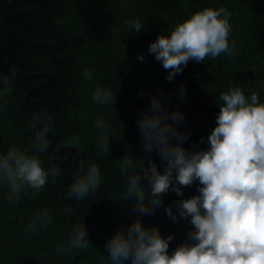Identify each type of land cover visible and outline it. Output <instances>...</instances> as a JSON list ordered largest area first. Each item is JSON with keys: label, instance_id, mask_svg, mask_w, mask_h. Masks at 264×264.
Wrapping results in <instances>:
<instances>
[{"label": "trees", "instance_id": "trees-1", "mask_svg": "<svg viewBox=\"0 0 264 264\" xmlns=\"http://www.w3.org/2000/svg\"><path fill=\"white\" fill-rule=\"evenodd\" d=\"M35 6L0 0V155L16 148L38 157L44 170L55 169L57 175H49L39 192L22 190L15 202L8 200L6 177L0 179V264H111L106 242L138 216L144 226L157 228L164 238L174 237L169 242L171 254L192 229L190 218L179 217L176 204L198 195L199 184L177 185L183 196L173 191L163 194L151 214L133 210L138 204L127 193L133 171L122 172L123 161L144 163L146 169L151 160L161 172L165 167L158 150L148 152L143 146L139 116L149 109L151 97L158 96L169 113H183L178 127L187 133L184 148L207 150V136L223 103L221 93L239 87L246 97L256 92L264 102V0H48L45 10L31 21L62 32L66 46L56 51L15 44L13 64L23 76L44 72L53 76V84L32 93L31 99L43 111V128L54 136L55 149L75 147L77 153L72 156L70 151L53 154L49 139L47 148L38 150L40 115L25 98L47 78L16 79L7 63V46L14 40L58 42L53 34L23 29L18 13ZM221 7L231 12L228 40L234 45L232 54L201 63L189 60L168 81V70L148 51L150 43L159 35H169L192 14ZM134 21L142 25L138 32ZM141 55L143 61L138 60ZM85 71L90 79L84 78ZM182 86L184 97L179 91ZM97 88L111 89L113 99L107 104L96 102ZM101 120L108 126L106 132L96 127ZM101 136L107 139L106 150L98 147ZM91 165L100 172L99 187L83 199L71 196L73 184ZM141 183L147 203L146 190L151 185L146 178ZM169 207L177 215L176 221L166 214ZM44 211L51 217L47 226L39 219ZM34 221L36 231L28 227ZM76 226L85 228L87 247H70Z\"/></svg>", "mask_w": 264, "mask_h": 264}, {"label": "clouds", "instance_id": "clouds-1", "mask_svg": "<svg viewBox=\"0 0 264 264\" xmlns=\"http://www.w3.org/2000/svg\"><path fill=\"white\" fill-rule=\"evenodd\" d=\"M230 16L224 7L205 8L176 25L169 35H159L150 43L148 51L168 70V81L181 73L189 60L201 63L206 58L232 54L234 45L228 40ZM133 25L137 32L142 29L139 21ZM138 60L143 61V55ZM84 78L90 79L91 74L85 71ZM179 91L181 97L186 95L183 86ZM93 99L109 103L113 99L111 89L97 88ZM219 99L223 103L216 125L207 136V150L189 151L183 146L187 133L178 127L183 113H169L160 97H151L149 109L139 116L138 127L145 149L158 150L165 167L161 172L149 160L144 169V163L125 159L122 172L133 171L128 177L127 193L138 204L134 211L151 214L161 204L163 194L173 191L183 196L177 185L198 182L199 194L176 204L179 217L190 218L192 229L187 240L169 254V242L174 237L164 238L157 228L144 226L138 216L126 230L118 229L106 242L111 264H125L128 260L130 264H264V102L256 92L246 97L239 87L221 93ZM96 127L104 132L108 128L102 120ZM48 131L43 128L36 136L40 151L47 148ZM97 144L106 150V137L98 138ZM138 167L142 171H137ZM49 175L55 177L56 170H44L34 155L16 148L0 155V179L6 177L10 202H15L26 188L39 192ZM143 178L151 185L150 191L146 190L147 203L141 189ZM99 184L100 172L91 165L73 184L70 195L83 199ZM165 211L173 221L177 220L171 207ZM39 219L43 226L51 222L47 211L40 213ZM28 227L36 231L35 221ZM88 244L85 228L74 227L70 247L79 249Z\"/></svg>", "mask_w": 264, "mask_h": 264}, {"label": "water", "instance_id": "water-1", "mask_svg": "<svg viewBox=\"0 0 264 264\" xmlns=\"http://www.w3.org/2000/svg\"><path fill=\"white\" fill-rule=\"evenodd\" d=\"M6 1L9 2L10 4H22V3H27V2L35 3L36 4L35 7L25 9V10L19 12L17 15V19L20 22V24L22 25L23 29H25L26 31L31 32V33H50V34L55 35L58 38V42H55V43L28 40V39H17V40L10 42L8 44L7 50H6V57H7V63H8L9 70H10L11 74L16 79H30L33 77H35V78L36 77L47 78V81L44 84L30 90L27 93L26 98H25L26 104L28 106L34 108L35 110H37L39 115H40V123H39V132H40L41 129H43V111L40 108V106L31 99V94L34 92H37L39 90L46 89V88L50 87L53 84L54 78L50 73H46V72L39 73V74L32 75V76H23V75L18 74L16 72V69H15L14 64H13V56H12L13 46L15 44H26V45L38 46V47L48 48V49H52V50H56V51H61V50H63V48L67 44V38L62 32H60L59 30H57L55 28L40 25V24H37V23H34L31 21V18L33 16H36L45 10V8L48 6V0H6ZM46 139L53 141L50 150L55 155H59V154L64 153L66 151H70L71 156L74 155L75 153H77V150L75 147H66L64 149L57 151L55 149L56 140H55L54 136L47 135ZM63 166H64V163L62 164V166L60 168L61 173H62Z\"/></svg>", "mask_w": 264, "mask_h": 264}]
</instances>
